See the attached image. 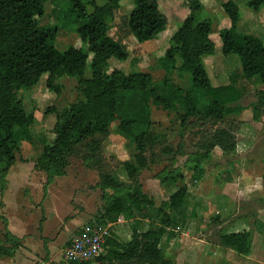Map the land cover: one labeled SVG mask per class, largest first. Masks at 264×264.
<instances>
[{
  "label": "trees",
  "instance_id": "obj_1",
  "mask_svg": "<svg viewBox=\"0 0 264 264\" xmlns=\"http://www.w3.org/2000/svg\"><path fill=\"white\" fill-rule=\"evenodd\" d=\"M47 1L0 0V194L15 161L17 130L34 121L25 110L19 91L32 90L46 75L47 88L58 93L59 77H75L83 98L56 113L55 137L44 147L35 167L45 172L47 185L65 174L69 157L81 156L85 163L97 167L98 186L102 190L103 204L92 223L113 224L127 216L133 219L134 227L130 240L120 242L108 234L102 253L68 264H174L160 244L168 230L186 224L189 193L186 186L178 187L167 200L156 205L143 191L141 171L154 162V147L161 138L153 128L151 104L175 112L182 107L184 112L176 113L181 125L192 117L214 123L223 120L232 111L230 105L242 99L245 89L233 84L213 86L204 58L214 54L215 41L220 39L224 55L239 57L245 79L256 78L264 85V38L238 29L241 15L233 0L221 4L228 25L217 31L210 18H198L203 9L200 0H182L184 17L162 55L156 58L166 71L162 83H156L149 71L126 73L120 66L110 67L111 61L119 63L129 57L123 41L109 34L114 17L121 15L120 0H105L102 4L96 0H67L68 13L77 24L82 45L73 44L64 50L55 46L59 27L40 26ZM132 1L133 8L122 15L126 35L134 36L140 43L157 38L169 22L160 9L162 0ZM246 6L258 13L264 0H247ZM174 71L180 78L189 74L186 88L170 82L167 74ZM255 97L253 105L258 116L264 112V90H259ZM114 122H118L117 132L133 145V153L120 162L127 181L102 167L103 144ZM216 147L225 154L236 149L232 126L215 129L200 150L190 154L186 165L196 178L204 175L203 165L211 160ZM172 152V147L163 145L162 153ZM157 176L161 183L184 180L179 169L164 170ZM221 244L247 255L251 234L227 233L221 237ZM20 246L21 240L5 226L0 238V259L12 257Z\"/></svg>",
  "mask_w": 264,
  "mask_h": 264
},
{
  "label": "rangeland",
  "instance_id": "obj_2",
  "mask_svg": "<svg viewBox=\"0 0 264 264\" xmlns=\"http://www.w3.org/2000/svg\"><path fill=\"white\" fill-rule=\"evenodd\" d=\"M96 1L98 4L105 2ZM234 1L241 15L238 29L264 38V24L260 22L264 16L262 20L257 15L251 18L246 0ZM159 5L169 19L166 31H162L153 40L140 43L134 36L126 35L125 19L122 17L130 12L134 6L133 1L120 0L121 15L114 17L109 34L123 41L129 57L119 63L111 61V68L120 66L125 72L146 70L156 83H162L166 71L156 58L164 52L169 41V37L166 39L165 36L171 35L173 24L177 26L180 23L173 19H182L185 11L182 0H162ZM68 7L67 0H48L45 14L40 19V26L59 27L55 40L59 50L73 44L82 45L76 32L77 24L69 15ZM197 16L201 19L210 18L213 23L216 17H220L206 9L199 11ZM246 20L247 24L249 20L255 24L246 25ZM222 23L228 25V20ZM204 63L213 86L233 84L244 87V96L240 101L232 103L230 114L217 123L192 117L185 125H181L176 113H183L182 107L179 106L175 112L151 104L153 128L161 138L154 147V162L141 171L140 182L143 191L154 199L156 205L167 200L178 187L186 186L188 190L186 224L168 230L160 244L166 257L171 258L174 264H264V112L255 116L253 105L255 94L264 90V85L256 78L245 79L239 57L236 54L224 55L220 39L215 41L214 54L205 57ZM86 75H90L89 70ZM167 75L173 86L186 88L190 83L189 74L184 78H180L175 71ZM46 77L43 75L32 90L18 93L25 110L33 115L34 121L17 130L15 161L6 176L12 187L7 205L3 202L4 196L0 194V238L6 226L3 214L27 215V222L37 225V222H41V216L38 215V218L35 215L37 210L43 208V201H46V208L51 215L43 216V219L51 222L48 234L58 236V241L53 252L45 249L42 255L33 258V262L38 263L39 257L42 259L44 256L46 262L51 260V264H62L61 251L64 244L84 224L95 221L94 217L103 201L102 190L98 186L97 167L85 163L78 155L68 158L65 174L56 177L50 187L51 193L44 195L46 174L38 170L35 163L44 147L55 137L56 113L83 98L75 77H59L56 80L60 87L58 93L47 88ZM117 124L114 122L110 125L109 135L104 141L102 167L127 181L120 162L133 153V145L117 132ZM231 126L235 132L236 149L226 154L217 147L213 149L211 160L203 165L204 175L196 178L186 165L190 154L200 150L215 129ZM165 144L173 149L169 155L162 153ZM173 169L183 172V181L161 183L156 178L164 170ZM103 226L112 238L125 242L131 239L134 221L122 216L116 223ZM238 231L251 234V249L247 255L238 254L221 244L223 235ZM29 232L36 233L34 230ZM63 235H67L68 239L60 238Z\"/></svg>",
  "mask_w": 264,
  "mask_h": 264
},
{
  "label": "crops",
  "instance_id": "obj_3",
  "mask_svg": "<svg viewBox=\"0 0 264 264\" xmlns=\"http://www.w3.org/2000/svg\"><path fill=\"white\" fill-rule=\"evenodd\" d=\"M200 1L203 5V9H206L211 14H219L220 15L219 18L216 17L214 19L213 29L215 31H217V30L225 27L226 24L222 23V21L225 22V20L227 19V16L224 13V11L221 10L220 7H221V4L223 2H226L228 0H200ZM132 8H133V6H132ZM249 13H250L251 18H254V16L257 15L258 18L260 20H262L263 16H264V7L258 13H253L252 11H249ZM173 20L179 23L182 19H173ZM260 22H262L264 24V20H262ZM215 23H217L216 26H215ZM244 23L246 25L251 24V23L255 24L252 20H249L248 24H247V20ZM173 26H174V30H173V32H174L178 28L179 25L176 26V24L174 23ZM164 31H166V29ZM173 32L171 33V35L173 34ZM170 36L167 35V36H165V38L166 39L168 37L170 38ZM126 73H128V72H126ZM6 179H7L6 188H5L2 195L4 196L3 202L7 205L6 202L8 200V197L11 196L12 187L10 186V182H8L7 177H6ZM53 182H54V180H53ZM53 182H51L47 185H46V182L44 183V185H45L44 187L46 188L44 195H47L48 192L51 193L50 187L52 186ZM42 204H43V208L40 209L39 211L37 210V216L35 215V217H38V215L41 216V218H40L41 222L40 223L37 222V225L30 224L29 222H27V220H29L26 218L27 215L22 216V214H19V213H17L14 216L11 213L3 214V216H5V218H6L5 219L6 228L14 236H16L17 238H19L21 240V246L15 251V254L12 257L1 258L0 264H51L50 263L51 260L49 262H46L43 260L44 256H42V259H40V257H39L38 263L33 262V258H37L36 255H42L43 250L46 249L47 251L49 250L50 252H53V248L55 247V244L58 241V236H56V235L51 236L48 234V228H49V225L51 224V222L50 221L48 222L46 219H45L46 220L45 221L43 219V216L49 217L51 215V213L46 208V205H45L46 201H43ZM36 227L38 230H36ZM80 229H81V227H80ZM80 229L77 231V233L80 231ZM33 230L36 231L35 234L29 232V231H33ZM60 238H63V240L68 239L67 235H63ZM70 240L64 244L61 252H63V249L70 242ZM61 261L63 262L62 264L68 263V262L64 261L62 257H61Z\"/></svg>",
  "mask_w": 264,
  "mask_h": 264
},
{
  "label": "built area",
  "instance_id": "obj_4",
  "mask_svg": "<svg viewBox=\"0 0 264 264\" xmlns=\"http://www.w3.org/2000/svg\"><path fill=\"white\" fill-rule=\"evenodd\" d=\"M107 235V229L102 224H84L63 249V260L66 262L82 261L98 256L104 251Z\"/></svg>",
  "mask_w": 264,
  "mask_h": 264
}]
</instances>
